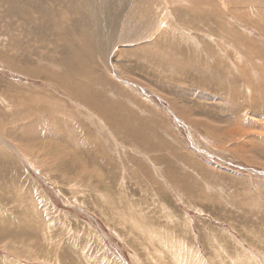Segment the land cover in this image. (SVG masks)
<instances>
[{
	"label": "rangeland",
	"instance_id": "374dc122",
	"mask_svg": "<svg viewBox=\"0 0 264 264\" xmlns=\"http://www.w3.org/2000/svg\"><path fill=\"white\" fill-rule=\"evenodd\" d=\"M143 1L160 53L118 45ZM89 3L0 0V79L17 92L5 98L0 83V264H264V2ZM43 8L110 41L102 80L85 78L92 103L29 73L69 71ZM44 94L73 120L54 119Z\"/></svg>",
	"mask_w": 264,
	"mask_h": 264
},
{
	"label": "bare ground",
	"instance_id": "6f19581e",
	"mask_svg": "<svg viewBox=\"0 0 264 264\" xmlns=\"http://www.w3.org/2000/svg\"><path fill=\"white\" fill-rule=\"evenodd\" d=\"M40 1L42 0H30V2L34 4H38ZM91 4H96V2H100L102 4H104L105 2H107L108 0H88ZM126 1V0H124ZM201 1V0H200ZM211 1V0H210ZM217 1V0H216ZM252 2L254 1H258L261 3V1L264 2V0H251ZM38 2V3H37ZM77 2V1H76ZM123 2V1H122ZM204 2V0H203ZM207 2V1H206ZM214 2V1H213ZM10 3V2H9ZM42 3V2H41ZM72 3H74L72 1ZM72 3H70L69 5H71ZM144 4H140V7L141 8H138L136 7L137 4H134L133 6H131V8L128 10V13L126 15V19L127 22H125L122 27H121V32H120V35L118 36L117 38V41L119 39V43L118 45L120 44H125V45H137V44H140V43H145V44H149L151 42H154L153 45L155 47H151L150 49L153 50V49H156L157 51L160 50V49H163V47H165L164 45V42H158L153 38L156 35L155 30L156 29L155 25H157V20H159V17H155L151 7L149 5H147L144 1H143ZM208 3V2H207ZM212 3V2H210ZM76 4V3H75ZM78 4V3H77ZM80 4V3H79ZM78 4V5H79ZM173 4V3H172ZM171 4V5H172ZM186 4V3H185ZM190 4V3H189ZM215 4V3H214ZM218 4V3H217ZM25 5V4H24ZM27 5V4H26ZM29 5V3H28ZM73 5V4H72ZM71 5V6H72ZM81 5V4H80ZM79 5V6H80ZM124 5V3H123ZM209 5V4H208ZM259 5V3H258ZM40 6V5H38ZM42 6V5H41ZM70 6V7H71ZM86 6V5H85ZM84 6V8H85ZM121 6V5H120ZM119 6V7H120ZM175 5H172V7H174ZM219 6V5H218ZM69 7V8H70ZM95 7V5H94ZM122 7V6H121ZM145 7H147L145 9ZM191 7V6H190ZM215 7V6H214ZM19 8V7H18ZM46 8V7H45ZM78 8V7H77ZM80 8V7H79ZM105 8V7H104ZM144 8V9H143ZM199 8V7H197ZM218 8V7H217ZM7 9V8H6ZM17 9V7H16ZM27 9V8H26ZM35 9V7H34ZM44 9V8H43ZM201 9V8H200ZM198 9V10H200ZM208 9V8H207ZM222 9H224V6H222ZM257 8H254L253 7V10L254 12L256 11ZM22 9H20V12L18 13L19 16L21 17H24L25 19L28 20L29 24L33 27L39 25L37 24L36 21L34 20H31L30 17H28V12H30V10L27 12L24 8V10L22 11L23 12V16H22V12H21ZM28 10V9H27ZM39 10V9H38ZM49 10V9H48ZM56 10V9H55ZM52 11L51 13H48V11H46L45 9L43 11H41L44 16H42L44 18V24L43 27H45V29L49 30V33L54 35L56 37V41L57 43L54 44L55 46V49H63L67 52L68 54V64H67V71L64 70V74L61 76L58 75V74H55V72H51L50 70L48 69H45V68H41V69H38L35 68V69H32L29 71V73L32 71V73H34L32 76H34L35 78H41V76L46 79V80H49V81H54L55 83V88H58V90H61L62 91V96H64L65 98H69V100H83L84 103H85V100L88 102V103H92V101H90L91 99V92L90 93H86L85 89L84 88H87L88 87V83L86 82L85 83V78H89L90 80L92 79H97L96 81H98V78L99 76L101 75L99 72L100 71H97V67L99 68V66L101 65V63L103 64L104 62V58L106 57H103L104 56V46H107L109 45L110 41L106 40V39H101L102 37V34L100 35H96L94 33H97V31H94L93 34H91V36L89 38H84V35H85V32H84V35L82 33H80L79 31L76 30V25L74 26L73 24L70 25L71 22H73V20L69 23V20H68V16L66 15V13L62 10V9H59L57 12L56 11ZM74 10V9H73ZM87 10V9H86ZM106 10V9H105ZM136 12L133 14V11ZM219 10V9H218ZM7 11V10H6ZM70 11V10H69ZM77 11V10H76ZM221 11V10H220ZM219 11V12H220ZM235 11V10H234ZM246 11V10H245ZM259 11V10H258ZM257 11V12H258ZM264 12V9L262 10L261 9V12ZM11 12V11H9ZM13 12V11H12ZM67 12V11H66ZM86 12H89V17H90V21L92 22V24L97 27V18L96 16L94 15L95 12H96V9L95 8H92L91 6L88 7V11ZM233 12V11H232ZM237 12V11H236ZM262 12V14H263ZM17 13V12H16ZM75 12H73L74 14ZM212 13V12H211ZM217 13V12H216ZM238 13V12H237ZM259 13V12H258ZM32 14V13H31ZM51 14V15H50ZM70 14V13H68ZM77 14V13H75ZM240 14V13H239ZM195 15V14H194ZM219 15V14H218ZM76 16V15H75ZM81 16V14H80ZM241 16V15H240ZM261 16V15H260ZM32 17V16H31ZM84 17V16H83ZM257 17V15H256ZM13 18V17H12ZM35 18V17H34ZM76 18V17H75ZM71 19V18H70ZM81 19V18H80ZM175 19V18H174ZM177 19V18H176ZM179 19V18H178ZM189 19V18H188ZM40 20V19H39ZM87 20V18H86ZM258 20V19H257ZM256 20V22H257ZM38 21V20H37ZM80 21V20H79ZM18 22V21H17ZM25 22V21H24ZM69 23V24H68ZM82 23V22H80ZM260 23V22H259ZM79 25V24H78ZM77 25V26H78ZM88 25V24H87ZM161 25V24H160ZM21 26V25H20ZM23 26V25H22ZM25 26H26V22H25ZM41 26V25H40ZM70 26V27H69ZM257 26V25H256ZM83 27V25L81 26ZM79 26V28H81ZM85 27V26H84ZM102 27V25H101ZM104 27V26H103ZM31 29V27H29ZM42 28V26L40 27ZM86 28V27H85ZM88 28V27H87ZM86 28V29H87ZM27 30V29H25ZM29 30V29H28ZM81 30V29H80ZM89 30V29H88ZM96 30V28H95ZM91 31V29H90ZM99 31V30H98ZM35 36V35H34ZM43 36V34H42ZM89 36V35H88ZM28 37V36H26ZM41 37V36H40ZM246 37V36H245ZM33 38V37H32ZM44 37H42L43 39ZM158 39V38H157ZM45 40V39H44ZM27 41V40H26ZM55 41V40H54ZM156 41V42H155ZM50 43V41H49ZM51 44V43H50ZM53 44V43H52ZM51 44V46H52ZM31 45V44H30ZM117 45V47H119ZM53 46V47H54ZM111 46V45H110ZM150 46V45H149ZM133 47V46H132ZM157 47V48H156ZM6 48V47H5ZM15 48V47H14ZM26 48V47H25ZM106 48V47H105ZM13 49V48H12ZM36 49V48H35ZM107 49V48H106ZM116 49V47L114 48ZM149 49V50H150ZM167 49V48H166ZM46 50V49H45ZM117 50V49H116ZM36 51V50H35ZM44 51V50H43ZM51 51V50H50ZM109 51V50H108ZM137 51V50H136ZM46 52V51H45ZM64 52V51H63ZM159 52V51H158ZM162 52V51H161ZM9 53V52H8ZM39 53V52H38ZM160 53V52H159ZM164 53V52H163ZM245 53V52H244ZM12 54V53H11ZM106 54V53H105ZM112 54V53H111ZM158 54V53H156ZM5 55V53H4ZM24 55V54H22ZM21 55V56H22ZM159 55V54H158ZM248 55V54H247ZM246 55V56H247ZM3 56V54H2ZM12 56V55H11ZM32 56V55H31ZM44 56V55H43ZM135 56V55H134ZM166 56V55H165ZM170 56V55H169ZM4 57V56H3ZM26 57V56H25ZM45 57V56H44ZM6 58V56L4 57ZM3 58V59H4ZM13 58V57H12ZM53 58V57H52ZM108 58V57H107ZM209 59V58H208ZM247 59V57H246ZM5 60V59H4ZM66 60V59H65ZM6 61V60H5ZM16 60H7V64H8V67H10L11 69L13 68V70L15 71H20V72H23L21 70V68L19 67V63L16 64L15 63ZM30 61V60H29ZM57 61V60H56ZM67 61V60H66ZM103 61V62H102ZM107 61V59H106ZM106 63V62H105ZM133 63V62H132ZM23 64V63H22ZM47 65V64H46ZM54 65V64H53ZM52 65V66H53ZM25 67V66H24ZM23 68V67H22ZM54 68V67H53ZM59 68V67H57ZM28 69V68H27ZM31 69V68H30ZM100 69V68H99ZM24 70V68H23ZM253 70V69H251ZM254 71V70H253ZM23 74V73H22ZM256 74V73H255ZM29 76V75H28ZM102 76V75H101ZM100 76V77H101ZM33 78V77H32ZM101 79V78H99ZM81 80V81H80ZM87 80V79H86ZM102 80V79H101ZM84 81V82H83ZM89 81V80H88ZM5 82V81H4ZM48 82V81H47ZM0 83L2 85L3 81L0 79ZM3 92H2V96H5V98H16V90H14L15 88H13L9 83H3ZM93 84V82H92ZM91 86V84L89 83V87ZM94 87V86H93ZM17 89V88H16ZM93 89V88H92ZM91 89H89L90 91ZM2 91V90H1ZM20 93L18 95H21V91H19ZM36 93V92H34ZM39 94V93H38ZM42 95V93H40ZM39 94V96H40ZM96 94V93H95ZM25 95V94H24ZM23 95V96H24ZM32 95V94H30ZM45 96H48V97H45V100L47 102V108L49 110V112L51 113V116L54 118V119H60L61 121L63 120H66L67 118H69L68 120H73V116H71L69 113H70V110L68 109L66 103H61V100L58 101V98L55 99V97H52L51 95L49 94H44ZM94 95V93H93ZM26 96V95H25ZM24 96V98H26ZM37 96V95H36ZM34 96V97H36ZM87 96H90V98H88ZM99 96V95H98ZM33 98V96H31ZM59 97V96H58ZM37 98V97H36ZM63 98V99H65ZM17 99V98H16ZM16 99H13L12 101L15 102ZM34 99V98H33ZM44 99V97H43ZM42 99V100H43ZM131 99V98H130ZM8 100V99H7ZM95 100V99H94ZM27 101V103H32L33 101L30 99V100H23L21 99V102L24 104H22L23 106L21 107H25L27 108V104H25ZM40 101V100H39ZM7 102V101H5ZM17 102V101H16ZM36 102V101H35ZM38 102V101H37ZM79 103V102H78ZM19 105V104H18ZM17 105V107H18ZM35 105V104H34ZM46 105V103H45ZM86 105V104H85ZM108 105V104H107ZM57 107V108H55ZM120 107V106H119ZM24 108V109H25ZM32 108V107H31ZM117 108V107H116ZM18 109V108H17ZM16 109V110H17ZM21 109V108H19ZM119 109V108H118ZM56 110H61L63 111L64 113L61 114V115H58L56 114ZM18 111V110H17ZM47 111V110H46ZM109 113H111L110 111H107ZM29 114V113H28ZM113 114V113H112ZM111 114V115H112ZM116 114V112H115ZM3 117V116H2ZM34 117V116H33ZM51 117V119H52ZM111 117V116H110ZM118 117V114L117 116ZM107 118V117H106ZM115 118V117H114ZM112 119V118H111ZM7 120V119H6ZM76 120V119H75ZM125 120V119H124ZM131 120V119H130ZM37 122V121H36ZM75 122V121H73ZM207 122V121H206ZM51 123V122H50ZM74 124V123H73ZM203 124V123H202ZM209 124V123H208ZM66 125V124H65ZM77 125V123H76ZM80 126V124H78ZM72 127V126H71ZM81 127V126H80ZM212 127V125H211ZM74 128V127H73ZM59 129V128H58ZM75 129V128H74ZM57 130V129H56ZM60 130V129H59ZM78 131V130H77ZM139 135V134H138ZM40 136V135H39ZM49 141V139H48ZM144 141V140H143ZM23 145V144H22ZM50 148V147H49ZM42 150V149H41ZM45 150V149H44ZM3 154V153H2ZM36 155V154H35ZM93 159H95L93 157ZM92 160V159H91ZM69 164V163H68ZM73 165V164H72ZM68 166V165H67ZM63 167V165H62ZM70 168V167H69ZM74 172V171H73ZM83 173V172H82ZM74 174V173H72ZM70 175V173H69ZM97 179V178H96ZM102 186V185H101ZM100 188H103V187H100Z\"/></svg>",
	"mask_w": 264,
	"mask_h": 264
}]
</instances>
